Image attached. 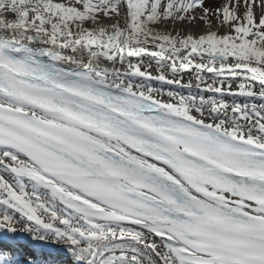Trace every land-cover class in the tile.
Listing matches in <instances>:
<instances>
[{"label": "snow or ice", "instance_id": "6c2138e0", "mask_svg": "<svg viewBox=\"0 0 264 264\" xmlns=\"http://www.w3.org/2000/svg\"><path fill=\"white\" fill-rule=\"evenodd\" d=\"M0 264H264V0H0Z\"/></svg>", "mask_w": 264, "mask_h": 264}]
</instances>
